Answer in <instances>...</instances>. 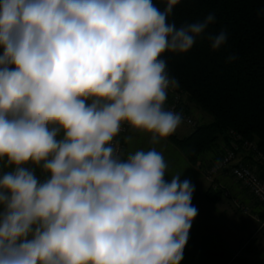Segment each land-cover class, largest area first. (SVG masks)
I'll list each match as a JSON object with an SVG mask.
<instances>
[{"label":"clouds","instance_id":"obj_1","mask_svg":"<svg viewBox=\"0 0 264 264\" xmlns=\"http://www.w3.org/2000/svg\"><path fill=\"white\" fill-rule=\"evenodd\" d=\"M163 2L0 0V264H180L194 186L116 138L173 135L164 54L228 34L214 14L177 27L181 0Z\"/></svg>","mask_w":264,"mask_h":264},{"label":"trees","instance_id":"obj_2","mask_svg":"<svg viewBox=\"0 0 264 264\" xmlns=\"http://www.w3.org/2000/svg\"><path fill=\"white\" fill-rule=\"evenodd\" d=\"M154 3L161 9L165 6L163 0ZM209 14H214L215 22L207 32L226 30L228 34L220 49L213 51L204 39L187 54L165 53L163 58L178 83L168 91L166 102L178 94L177 109L194 123L187 124L191 130L186 135L168 138L190 165L211 179L205 197L214 203L223 196V189L227 193L218 176L230 175L223 170L209 177L208 171L229 151L236 160L255 166L264 179V0H181L169 21L179 27ZM233 55L236 59L229 62ZM193 105L211 120L203 123L192 118ZM208 155L213 159L207 160ZM259 216L263 217L262 212Z\"/></svg>","mask_w":264,"mask_h":264},{"label":"crops","instance_id":"obj_3","mask_svg":"<svg viewBox=\"0 0 264 264\" xmlns=\"http://www.w3.org/2000/svg\"><path fill=\"white\" fill-rule=\"evenodd\" d=\"M167 105L166 102L165 107ZM128 136L133 138L131 144L125 143V138ZM148 140V136L128 127L123 138L124 152L156 147L158 151L163 152L169 166V174L165 175V180L170 182L171 174L183 172L180 176L181 181L190 180L194 186L191 204L197 209V215L189 229L180 264H264V235L254 236L260 207L255 206L251 213L245 214L232 206L227 199L209 202L205 192L210 180L205 177L201 169L187 163L183 152L169 138L158 145H151ZM237 156L241 159L240 153ZM206 157L207 160L213 159L211 155ZM37 174L40 175L39 170ZM218 181L231 192L232 197L227 198L238 199L243 205L251 203L247 192L239 184L231 182L230 176L220 174Z\"/></svg>","mask_w":264,"mask_h":264},{"label":"built area","instance_id":"obj_4","mask_svg":"<svg viewBox=\"0 0 264 264\" xmlns=\"http://www.w3.org/2000/svg\"><path fill=\"white\" fill-rule=\"evenodd\" d=\"M178 103L179 95L173 94V100L166 106V108L181 114L182 121L193 126L194 123L192 119L177 109L179 107ZM127 129L128 126L124 125L122 132L116 138L119 141L122 150H124L123 138ZM247 146L249 145L247 144ZM223 170H227L226 173H228L232 179L250 196V204L243 205L238 199H234L235 206L245 213H251L249 205L253 208L255 206L260 207V212H262L263 217L261 218L260 216H257V219H259V229L261 234L264 235V179L258 175L255 166L236 160L233 152L231 151L227 152L222 160L210 167L208 176L210 177L212 174L216 175L218 172ZM213 186L215 187V184H213Z\"/></svg>","mask_w":264,"mask_h":264},{"label":"rangeland","instance_id":"obj_5","mask_svg":"<svg viewBox=\"0 0 264 264\" xmlns=\"http://www.w3.org/2000/svg\"><path fill=\"white\" fill-rule=\"evenodd\" d=\"M190 115L192 116V118H195V120H196L197 122H203V123H205V122H209V121L211 120V116H210V115H208L207 113L202 112L201 110L196 109L194 105H193L192 108H191ZM181 128H182V130H181ZM190 130H191V126L187 125L184 121H182V123L180 124V126L177 128L175 134H187V132H189ZM185 131H187V132H185ZM180 151H181V150H180ZM187 163H188V162H187ZM37 175L39 176V174H37ZM230 181L233 182V183H235L234 180L231 179V178H230ZM236 185H237V184H236ZM222 191H223V196H222L220 199H227V200H229L230 204H232V206H233V205L235 206V204H234V200L231 199V198H227V197H232V196H231V195H232L231 192L227 191V193L225 194V193H224V189H223ZM237 194H238V193H237ZM237 194H234V195H237ZM225 196H226V197H225ZM220 199H219V200H220ZM225 203H227V202H225ZM227 204H228V203H227ZM223 205H224V203H223ZM249 206H250V209H251V210L254 209L251 205H249ZM235 207H236V206H235ZM236 208H237V207H236ZM239 210H240V209H239ZM245 214H247V213H245ZM256 218H257V217H256ZM258 220H259V219H256V221H257V228H256V230H255V234H254V236L259 235V234L262 235V234H261V231H260V229H259V225H260V223H259ZM232 264H236V263H232Z\"/></svg>","mask_w":264,"mask_h":264}]
</instances>
